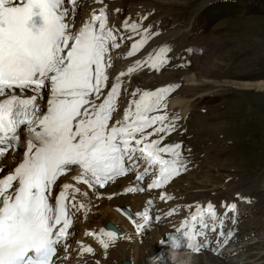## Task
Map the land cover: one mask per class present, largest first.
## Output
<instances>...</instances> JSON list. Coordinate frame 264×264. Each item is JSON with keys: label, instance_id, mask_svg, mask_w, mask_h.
I'll list each match as a JSON object with an SVG mask.
<instances>
[{"label": "snow or ice", "instance_id": "1", "mask_svg": "<svg viewBox=\"0 0 264 264\" xmlns=\"http://www.w3.org/2000/svg\"><path fill=\"white\" fill-rule=\"evenodd\" d=\"M96 2L103 4V0ZM66 4L75 7L76 0H0V162L10 149L24 147L14 169L6 171L0 163V264H55L58 248L67 251L75 213L89 211L87 200L78 198L89 193L78 186L64 183L58 195H52L59 178L73 166L78 168L73 177L76 184L88 189L104 188L129 172H136L139 183L150 171L155 178L148 189L160 188L186 170L179 143L161 146L163 136L150 139L175 130L173 123H166L167 114H153L166 107L163 101L173 86L143 92L124 109L123 118L110 125L118 108L121 77L143 65L160 70L168 63L171 49L165 45L155 58L150 54L137 60L134 67L116 76L105 93L107 69L113 66L109 53L120 47L117 29L108 23L107 5L74 30ZM122 27L143 30V38L127 53L134 56L148 42L149 32L129 19ZM45 98L46 110H42L39 102ZM142 191L143 186L125 189V193ZM160 199L172 197L162 194ZM147 204L152 206L153 201ZM236 208L235 203L227 205L225 216ZM136 217L143 223H137ZM129 219L139 231L161 217L145 208ZM217 221L223 224L211 202L206 208L196 205L177 231L182 232L187 248L196 252L208 246L209 241L201 239L210 225L212 232L217 231ZM86 235L95 236L105 250L109 241L114 245L118 239L114 232L107 234V240L91 231ZM168 239L181 246L180 237L170 236L165 243ZM81 248L82 254L94 251L90 246Z\"/></svg>", "mask_w": 264, "mask_h": 264}, {"label": "rangeland", "instance_id": "2", "mask_svg": "<svg viewBox=\"0 0 264 264\" xmlns=\"http://www.w3.org/2000/svg\"><path fill=\"white\" fill-rule=\"evenodd\" d=\"M152 1L155 0L147 2ZM199 1L205 4L221 0ZM223 1L228 3L216 8L215 28L204 36V44L210 51L193 67V71L198 73L194 74L198 81H212L213 86L207 88L221 86L224 88L221 93L227 94L208 102L205 108L204 104L198 107L197 114H204L206 118L203 123L206 133L201 139L214 144L224 140L239 141L243 156L237 154V163L244 166L240 168L264 171V91L223 85L225 82L264 81V0ZM184 2L182 0L176 3V9L173 10L183 12L192 8L186 7ZM223 8L229 10L221 13ZM211 34H214L213 38H208ZM201 108L208 109V115L201 112ZM193 174L195 173H190L189 176ZM222 177L217 175V179ZM248 194L253 196L255 193L248 191ZM262 201L264 202V198ZM251 222L254 224L247 226L258 227L263 236L264 216Z\"/></svg>", "mask_w": 264, "mask_h": 264}, {"label": "bare ground", "instance_id": "3", "mask_svg": "<svg viewBox=\"0 0 264 264\" xmlns=\"http://www.w3.org/2000/svg\"><path fill=\"white\" fill-rule=\"evenodd\" d=\"M147 2V1H145ZM161 2H158V1H152V3H149L147 2L146 5H149V4H152L150 6H153V5H160ZM176 8V6H174ZM179 7V6H178ZM119 11L117 10H114L113 12L111 13H114V12H117L118 14H112L111 15V20L114 22V21H117L119 18H120V9H118ZM121 18H123L124 20L127 19L126 16H121ZM115 25L117 23H114ZM185 74V73H183ZM186 77H188L187 79H185V82L188 83L189 85L191 86H202V85H208V84H211L212 81H209V80H205V79H202L200 81H198L197 77L194 76V74L192 75H189L187 74ZM245 83L241 82V81H237V82H225L226 84H223L224 86H228V87H234V88H237V89H244V90H247V89H255V90H263L264 91V81H258V82H247V81H244ZM216 84H218V82H215ZM190 87V86H189ZM194 87V88H195ZM188 104V102H186ZM184 103L183 101L179 100V99H176L174 101V105H181L183 106L182 108L185 110V111H188V105ZM195 173V172H194ZM190 175V174H188ZM194 175V174H193ZM189 181V180H188ZM100 214L97 215V216H94L93 218H95V222H98V221H103V220H106V219H110V220H113V221H119L120 223L121 222H124V220L120 217V215H118L115 211L112 210L111 206L109 204H107L105 207H102L100 209ZM162 235V232L159 233V236ZM156 245V241L154 242V244H152L151 247H155ZM133 248V250L131 249H128L129 252L128 253H132L133 255H131L134 259L136 257H142V255H144L143 251L144 249H147V247H142L140 248L139 245L135 244V245H132L131 246ZM120 253L125 255L126 251L124 249L123 246H119L114 252H113V256H114V263H118L119 262V259H120ZM130 256V257H131ZM125 258V257H123ZM257 262V261H255ZM105 264H111L110 262H106ZM195 264H205L203 261L201 260H198ZM212 264H220V263H215L213 262ZM258 264V263H256Z\"/></svg>", "mask_w": 264, "mask_h": 264}, {"label": "clouds", "instance_id": "4", "mask_svg": "<svg viewBox=\"0 0 264 264\" xmlns=\"http://www.w3.org/2000/svg\"><path fill=\"white\" fill-rule=\"evenodd\" d=\"M182 264H191V257H187L184 261H182Z\"/></svg>", "mask_w": 264, "mask_h": 264}]
</instances>
